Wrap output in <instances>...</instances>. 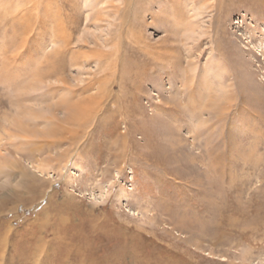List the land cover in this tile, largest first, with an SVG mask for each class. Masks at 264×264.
Listing matches in <instances>:
<instances>
[{
    "label": "rangeland",
    "instance_id": "1",
    "mask_svg": "<svg viewBox=\"0 0 264 264\" xmlns=\"http://www.w3.org/2000/svg\"><path fill=\"white\" fill-rule=\"evenodd\" d=\"M0 264H264V0H0Z\"/></svg>",
    "mask_w": 264,
    "mask_h": 264
},
{
    "label": "bare ground",
    "instance_id": "2",
    "mask_svg": "<svg viewBox=\"0 0 264 264\" xmlns=\"http://www.w3.org/2000/svg\"><path fill=\"white\" fill-rule=\"evenodd\" d=\"M87 60H88V59H87ZM98 62H100V61H98ZM87 89H88V87H87ZM73 90H74V88H73ZM66 101H67V100H66ZM66 101H65V102H66ZM67 106H68V105H67ZM85 113H87V112H85ZM87 114H89V113H87ZM76 119H79V118H76Z\"/></svg>",
    "mask_w": 264,
    "mask_h": 264
}]
</instances>
